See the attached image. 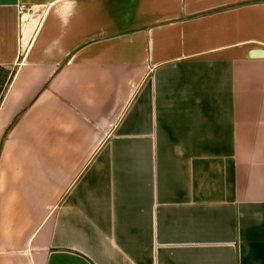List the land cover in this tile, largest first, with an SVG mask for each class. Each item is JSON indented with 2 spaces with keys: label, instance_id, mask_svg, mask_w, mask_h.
<instances>
[{
  "label": "crops",
  "instance_id": "1",
  "mask_svg": "<svg viewBox=\"0 0 264 264\" xmlns=\"http://www.w3.org/2000/svg\"><path fill=\"white\" fill-rule=\"evenodd\" d=\"M264 0H0V264H264Z\"/></svg>",
  "mask_w": 264,
  "mask_h": 264
},
{
  "label": "rangeland",
  "instance_id": "2",
  "mask_svg": "<svg viewBox=\"0 0 264 264\" xmlns=\"http://www.w3.org/2000/svg\"><path fill=\"white\" fill-rule=\"evenodd\" d=\"M4 77H5V72L3 70H0V97L3 91Z\"/></svg>",
  "mask_w": 264,
  "mask_h": 264
},
{
  "label": "water",
  "instance_id": "3",
  "mask_svg": "<svg viewBox=\"0 0 264 264\" xmlns=\"http://www.w3.org/2000/svg\"><path fill=\"white\" fill-rule=\"evenodd\" d=\"M254 54L264 55V49H258V51H255Z\"/></svg>",
  "mask_w": 264,
  "mask_h": 264
}]
</instances>
